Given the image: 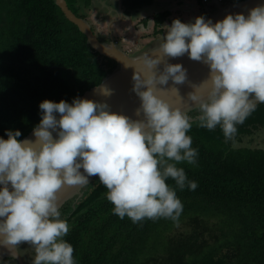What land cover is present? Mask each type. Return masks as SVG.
I'll list each match as a JSON object with an SVG mask.
<instances>
[{
    "label": "clouds",
    "instance_id": "1",
    "mask_svg": "<svg viewBox=\"0 0 264 264\" xmlns=\"http://www.w3.org/2000/svg\"><path fill=\"white\" fill-rule=\"evenodd\" d=\"M185 55L209 67L208 77L192 85L186 98L176 85L187 81V70L169 63ZM125 67L136 73L135 119L92 99L45 100L34 139H19V130L0 137V247L14 258L27 242L35 250L32 264H76L74 247L64 239L70 225L62 218L60 192L87 186L94 176L120 219L178 221L183 203L176 189L198 187L177 167L198 160L188 135L189 112L195 107L199 127L219 126L225 140L234 141L237 126L264 104V4L215 23L205 16L187 23L175 19L156 50ZM97 91L111 95L106 88ZM167 93L179 104L170 103Z\"/></svg>",
    "mask_w": 264,
    "mask_h": 264
},
{
    "label": "trees",
    "instance_id": "2",
    "mask_svg": "<svg viewBox=\"0 0 264 264\" xmlns=\"http://www.w3.org/2000/svg\"><path fill=\"white\" fill-rule=\"evenodd\" d=\"M66 1L88 20L80 12L90 10L93 0ZM154 3L123 0L125 16ZM170 15L154 14L141 25L154 24L152 35L158 39ZM98 38L110 42V37ZM117 68L94 51L55 0H0V137L19 130L23 140L40 123L41 102L70 103ZM237 127L234 141H226L219 126L209 131L193 122L188 135L198 150L197 164L177 167L198 187L176 189L183 203L176 222L120 219L98 178L65 212L70 231L64 239L74 247L76 264H264V149L244 138L264 128V104ZM167 183L175 187L173 180Z\"/></svg>",
    "mask_w": 264,
    "mask_h": 264
},
{
    "label": "water",
    "instance_id": "3",
    "mask_svg": "<svg viewBox=\"0 0 264 264\" xmlns=\"http://www.w3.org/2000/svg\"><path fill=\"white\" fill-rule=\"evenodd\" d=\"M55 2L65 14L66 18L71 23L76 25L81 33L87 37L88 42L94 51L108 59L115 61L118 64V68L112 74L107 76L99 86L92 88L83 96H80V98H87L99 101L101 103H107L111 107L112 111L128 115L135 119L136 109L140 106L139 97L132 90L136 73L134 72L133 68L125 67V64L129 63L130 61L140 60L146 55H150L159 47L160 44L154 46L149 51L140 53L136 56H131L125 52L122 46L116 42L112 33V27L114 24L122 22L125 19V9L122 0H120L119 5L121 18L120 20H112L109 26L110 42H102L94 33L92 25L87 20L77 16L69 8L66 0H55ZM212 2L216 4L217 8L216 10H208L206 18L212 19L214 23L223 20L229 14L235 15L242 13L247 15L252 8L264 4V0H244L238 3L229 4H225L222 0H212ZM169 63H180L187 70V81L182 85H176V87L179 88L181 95L185 98L189 92L194 90L192 85L199 84L209 75V67L207 65L203 64L202 62L193 61L187 55L183 57L169 58ZM135 67L137 70H142V65L140 64L135 65ZM172 86V82L169 81V85L167 87ZM100 87L108 89L111 92V95L102 96L98 94L97 89ZM164 95L165 98L169 100V102L174 106L179 104V98L177 96L171 93ZM195 110V107H193V109L189 112V115ZM24 139H34L33 131ZM98 178V176L90 177V184L84 187L73 188L65 186V188L60 192V196L63 201V205L60 210H62L65 205L73 199L80 201L85 195L86 188H88ZM28 245L29 244L25 242L19 246L20 254L16 258L12 256L7 248L0 247V264H3L9 260H15L18 264H26L22 256V250L23 247Z\"/></svg>",
    "mask_w": 264,
    "mask_h": 264
},
{
    "label": "rangeland",
    "instance_id": "4",
    "mask_svg": "<svg viewBox=\"0 0 264 264\" xmlns=\"http://www.w3.org/2000/svg\"><path fill=\"white\" fill-rule=\"evenodd\" d=\"M104 0H97L94 1V4L90 10H83V12H80L82 16H85L88 20V22L92 25V28L94 29L95 34L98 37H101L103 39L107 40V37H110V31H109V26L110 23L112 22L111 18H114L115 20H120V10L117 8V5L115 4L116 1L112 0L113 2V7L109 8L106 6V4L103 3ZM156 1V0H155ZM212 1V0H210ZM233 2L241 1V0H229ZM198 2L199 0H188L186 1L185 4H188L189 7L192 5L196 8V10L200 14V10L198 7ZM184 3V0H181L179 2V8L177 11L179 12L178 14L174 15V18L172 20L174 21L175 19H180L184 22H190V16H192V13L190 12L189 7H186ZM183 4V5H182ZM162 8L158 7H151L148 9L149 13H152L154 11H159ZM143 11H140L137 13L136 17L139 15L142 16ZM136 18H133V20ZM130 17H125V19L121 23H116L114 27H112V33L114 35L115 40L117 43L123 47L125 52L129 53L131 56H136L140 53H144L146 51H149L151 48L159 44V40L156 39L152 34L153 31L151 30L154 28L152 24L148 25V28L144 25H138L137 27L132 28V21ZM190 20V21H189ZM172 21V22H173ZM136 24V23H135ZM166 32V31H165ZM197 113L193 112L190 114V116L193 117L195 121V117ZM194 115V116H193ZM245 141H247L248 145L252 146H260V148L264 149V128H261L257 131L254 132L252 136H244ZM261 143L263 145H261ZM239 147H243V144H240ZM96 179L95 181H97ZM93 184V183H92ZM91 184V185H92ZM89 190V187L86 188V192ZM85 192V194H86ZM84 198V197H83ZM80 201L77 199H73L72 201L68 202L66 205H69L68 207H65L61 210L62 213V218L67 219L69 215H66L65 212L70 209V207L74 208ZM22 256L25 260L26 264H32L33 257L35 256V250L32 248L31 245L23 247L22 250ZM3 264H18L15 260H9L4 262Z\"/></svg>",
    "mask_w": 264,
    "mask_h": 264
},
{
    "label": "crops",
    "instance_id": "5",
    "mask_svg": "<svg viewBox=\"0 0 264 264\" xmlns=\"http://www.w3.org/2000/svg\"><path fill=\"white\" fill-rule=\"evenodd\" d=\"M186 1H188V0H184V3L183 4H185L186 3ZM197 1V0H196ZM223 2L225 3V4H229V3H234L233 1H229V0H223ZM182 4V5H183ZM179 3H177L176 4V1L175 0H156L155 1V3H154V5L152 6V7H158V8H162L161 10H159V11H154V12H152V13H149L148 12V9L149 8H146V9H144V10H142L143 11V14H142V16H140L139 17V15L136 17V15L137 14H135V15H133L132 17H130L132 20H133V18H136V19H134L133 21H132V25H131V27L132 28H134V27H137L138 25H141V21L142 20H144V19H146V18H150V17H152L154 14H158V13H164V12H170L171 13V15H170V17H169V19L167 20V22H166V24H165V31L167 32V29H168V26H170L171 24H172V18H174V15L175 14H178L179 12L177 11V9H180L179 8ZM186 5V7H189L188 6V4H185ZM198 7H199V10H200V14L201 15H199L198 13V11L196 10V8L192 5L191 7H189V9H190V12L192 13V16H190V20L191 21H194V19L196 18V17H199V16H203L204 14H206L207 12H208V10H216V8H217V6H216V4L214 3V2H212V1H209V3L208 4H203V2L201 1L200 3L198 2ZM151 8V7H150ZM206 16H207V14H206ZM205 16V17H206ZM112 20H115L114 18H111ZM189 20V21H190ZM182 21V20H181ZM182 22H184V21H182ZM118 23H121V22H118ZM136 23V24H135ZM186 23V22H185ZM149 24H152V23H149ZM115 25V24H114ZM114 25H113V27H114ZM152 25H154V24H152ZM151 28V30L153 29L152 28V26L150 27ZM150 28H148V29H150ZM164 31V34L160 37V38H158V42H159V44L160 43H162L163 42V37H164V35L166 34V32Z\"/></svg>",
    "mask_w": 264,
    "mask_h": 264
},
{
    "label": "flooded vegetation",
    "instance_id": "6",
    "mask_svg": "<svg viewBox=\"0 0 264 264\" xmlns=\"http://www.w3.org/2000/svg\"><path fill=\"white\" fill-rule=\"evenodd\" d=\"M94 1H97V0H93V4H94ZM99 1V0H98ZM116 1V5H117V8L119 9L120 7H119V5H120V0H115ZM123 1V0H122ZM103 3L104 4H106V6H110L109 8H111V7H113V2H112V0H104L103 1ZM124 6V5H123ZM134 15V14H133ZM132 15V16H133ZM34 258V257H33Z\"/></svg>",
    "mask_w": 264,
    "mask_h": 264
},
{
    "label": "built area",
    "instance_id": "7",
    "mask_svg": "<svg viewBox=\"0 0 264 264\" xmlns=\"http://www.w3.org/2000/svg\"><path fill=\"white\" fill-rule=\"evenodd\" d=\"M204 3H208V0H204Z\"/></svg>",
    "mask_w": 264,
    "mask_h": 264
}]
</instances>
